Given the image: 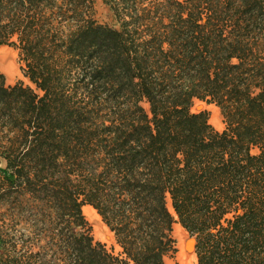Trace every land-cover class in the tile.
<instances>
[{
	"label": "trees",
	"instance_id": "1",
	"mask_svg": "<svg viewBox=\"0 0 264 264\" xmlns=\"http://www.w3.org/2000/svg\"><path fill=\"white\" fill-rule=\"evenodd\" d=\"M104 1L0 0V264H264V0Z\"/></svg>",
	"mask_w": 264,
	"mask_h": 264
},
{
	"label": "rangeland",
	"instance_id": "2",
	"mask_svg": "<svg viewBox=\"0 0 264 264\" xmlns=\"http://www.w3.org/2000/svg\"><path fill=\"white\" fill-rule=\"evenodd\" d=\"M91 9L89 15L97 22L118 26L113 12L104 0H91ZM0 72L6 77L8 84L13 85L19 81H23L25 84L31 85L28 78L25 77L24 72L19 61V53L13 47L3 46L0 47ZM144 107L149 110V103L143 102ZM192 112L207 111L209 114L210 123L219 131L226 128L224 117L218 106L206 101L195 99L191 106ZM257 151V150H255ZM3 163L0 161V169L3 168ZM84 207H89L86 205ZM83 207V208H84ZM92 207V206H91ZM84 212V210H83ZM86 219L89 222L90 231L95 240L101 241L107 245V247L114 251L115 254H119L121 248L116 243L114 234L104 224L102 219L97 221L95 216L91 213H85ZM96 224V228L94 225ZM179 224L178 222L175 223ZM107 227V228H105ZM183 228V227H182ZM181 241L183 243V255L179 253V243L177 238L172 232V237L175 240V252H171L166 257L167 264H197V255L195 253V238L192 237L184 228L179 230Z\"/></svg>",
	"mask_w": 264,
	"mask_h": 264
},
{
	"label": "bare ground",
	"instance_id": "3",
	"mask_svg": "<svg viewBox=\"0 0 264 264\" xmlns=\"http://www.w3.org/2000/svg\"><path fill=\"white\" fill-rule=\"evenodd\" d=\"M168 206L172 210V205H171V201L170 200L168 201ZM83 210H84L85 213H87V214L91 213V214H93V216H95V219L97 220V221H95V223L100 222L101 217L98 215L97 211L93 207H91V206L84 207ZM94 227L96 228V224L94 225ZM105 228H107V227H105ZM181 229H183V228H182V226L180 224H177V225L174 224L173 225V232H174V235L177 238L178 243H179L178 244L179 245L178 246L179 247V253H180V255H183L184 246H183V243L181 241V236L179 234V230H181Z\"/></svg>",
	"mask_w": 264,
	"mask_h": 264
}]
</instances>
